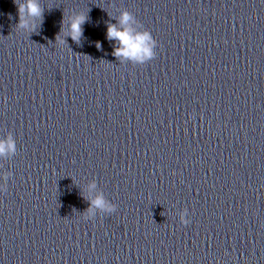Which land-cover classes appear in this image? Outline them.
I'll return each instance as SVG.
<instances>
[{
  "label": "clouds",
  "instance_id": "obj_1",
  "mask_svg": "<svg viewBox=\"0 0 264 264\" xmlns=\"http://www.w3.org/2000/svg\"><path fill=\"white\" fill-rule=\"evenodd\" d=\"M16 3V0H15ZM19 27H26L23 16L25 11L33 17L41 15V10L35 0H27L25 4H17ZM130 20V16L127 13L122 14L120 24L125 25ZM85 22V17L78 16L71 23V37L74 41H79L82 35V24ZM107 37L109 40L119 41L120 46L114 50V55L117 57L124 56L134 58L136 60H144L145 58H151L153 56L151 50V36L145 32L140 34H134L131 30L118 29L115 25L110 24L107 28ZM15 150L14 142L11 138L0 141V155ZM92 204L96 207L104 208L105 202L103 198H97L92 201ZM110 210V209H109ZM185 225L189 221H183Z\"/></svg>",
  "mask_w": 264,
  "mask_h": 264
}]
</instances>
